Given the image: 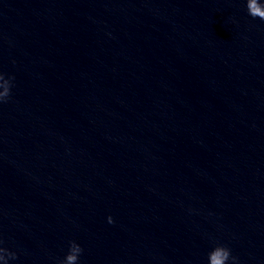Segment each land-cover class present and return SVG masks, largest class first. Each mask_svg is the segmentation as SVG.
<instances>
[{
	"label": "water",
	"instance_id": "1",
	"mask_svg": "<svg viewBox=\"0 0 264 264\" xmlns=\"http://www.w3.org/2000/svg\"><path fill=\"white\" fill-rule=\"evenodd\" d=\"M0 74L7 264H264V0H0Z\"/></svg>",
	"mask_w": 264,
	"mask_h": 264
},
{
	"label": "clouds",
	"instance_id": "2",
	"mask_svg": "<svg viewBox=\"0 0 264 264\" xmlns=\"http://www.w3.org/2000/svg\"><path fill=\"white\" fill-rule=\"evenodd\" d=\"M248 14L251 15L249 12H248ZM9 87H10L9 81L6 80L2 74H0V102H3L7 98L8 94H9ZM108 222L109 223L112 222L110 217L108 218ZM218 249L222 250L224 253L223 260L220 262V264H234V261L232 259H230L229 250L226 247H223L220 245L213 247L212 250L210 251V253L208 254V256L211 254H214ZM79 252H80V249L78 247V251L76 253L77 264H78ZM68 255H69V251L65 254L61 264H69ZM0 264H7V261L5 259V254L3 256H0ZM208 264H209V260H208Z\"/></svg>",
	"mask_w": 264,
	"mask_h": 264
}]
</instances>
